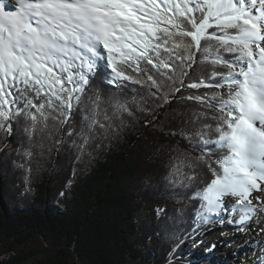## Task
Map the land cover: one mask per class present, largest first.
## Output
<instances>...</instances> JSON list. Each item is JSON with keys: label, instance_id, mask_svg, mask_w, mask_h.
<instances>
[{"label": "snow or ice", "instance_id": "6c2138e0", "mask_svg": "<svg viewBox=\"0 0 264 264\" xmlns=\"http://www.w3.org/2000/svg\"><path fill=\"white\" fill-rule=\"evenodd\" d=\"M17 5L13 10L0 0V130L11 134L13 123L23 118L29 140L35 146L39 136L42 146L80 111L81 153L92 140L107 138L119 127L116 119L122 123L123 113L132 112L126 98L89 95L105 58L110 84H138L166 104L181 87L222 89L181 97L214 109V126L183 133L189 140L200 137L202 147L195 150L201 155L195 159L210 173L191 198L200 201L199 223H214L223 210L239 217L228 219L237 231L248 230L245 225L264 211V195L253 196L264 194V0H17ZM196 63L210 64V76L202 68L198 80L185 84L181 77ZM101 112L108 123L97 119ZM226 197L234 199L230 207Z\"/></svg>", "mask_w": 264, "mask_h": 264}, {"label": "trees", "instance_id": "16d2710c", "mask_svg": "<svg viewBox=\"0 0 264 264\" xmlns=\"http://www.w3.org/2000/svg\"><path fill=\"white\" fill-rule=\"evenodd\" d=\"M211 67L193 64L181 79L198 80L202 68L208 77ZM110 73L101 62L89 95L126 98L132 115L123 113L122 123L115 121L119 127L92 140L87 151L78 147L80 111L42 146L39 136L35 146L29 140L23 118L13 123L11 134L0 130V264H194L190 256L178 258L192 228L201 224L200 201L191 197L210 173L195 159L201 155L195 150L202 147L200 137L189 140L183 133L215 121L214 109L181 97L223 90L178 82L181 91L166 104L138 84H110ZM97 119L108 123L103 112ZM189 161L198 166L189 167ZM193 172L196 179L189 180Z\"/></svg>", "mask_w": 264, "mask_h": 264}, {"label": "rangeland", "instance_id": "374dc122", "mask_svg": "<svg viewBox=\"0 0 264 264\" xmlns=\"http://www.w3.org/2000/svg\"><path fill=\"white\" fill-rule=\"evenodd\" d=\"M103 61L107 62L106 58ZM225 201L230 206L229 197H226ZM221 214L214 218V223L208 225L196 224L192 228L193 230L184 241L182 247L183 254L179 255L178 260H184L183 255H187L193 257L194 264H234L236 259L240 260L241 264H248L246 255L242 250L245 247L250 249L252 257H260L257 258L258 263L264 260L263 243L260 240L264 232L261 233L260 229L254 227L252 240L250 238H244L245 231L241 234L240 231L236 230L237 227L235 226L230 227L224 223H222V227L217 225H220L221 219L228 221L229 218H234L229 216L228 213H224L223 210ZM232 231L235 233L234 239H230ZM256 242H259V247ZM225 253L227 255H224Z\"/></svg>", "mask_w": 264, "mask_h": 264}, {"label": "bare ground", "instance_id": "6f19581e", "mask_svg": "<svg viewBox=\"0 0 264 264\" xmlns=\"http://www.w3.org/2000/svg\"><path fill=\"white\" fill-rule=\"evenodd\" d=\"M5 3L7 4V5H10V6H12V4H14L15 6H17V4H15L14 2H13V0H5ZM257 195H264V194H262V193H258V192H254L253 193V196H257ZM229 200H230V206L231 205H233L234 204V199L233 198H231V197H229ZM229 206V207H230ZM220 215H222V214H220ZM219 215V216H220ZM228 215L229 216H231L230 215V213H228ZM232 217H234L233 218V220H238V216H232ZM259 220V221H261L260 223H257L256 222V220ZM222 223H224V224H226V225H229L230 227L231 226H235V227H237V225H235V224H232V223H229L228 221H223ZM222 223H220V225L219 224H217L219 227H222L221 225H222ZM245 227H247L248 228V230L247 231H245V237L244 238H250L251 240H252V231H253V229H254V227H256V228H258V229H261V228H264V211H260V212H258L257 213V216L255 217V218H253V221H252V223H251V225L250 226H248V225H245ZM241 232V234H243V231H240ZM261 233H263V232H261ZM233 234V235H232ZM234 235H235V233H234V231H232V233H231V237H230V239H234ZM254 239V238H253ZM260 240H261V242L263 243V251H264V234L262 235V237H260ZM254 242V241H253ZM241 245V244H240ZM239 245V246H240ZM239 246H238V248H239ZM230 247V246H229ZM243 250V252L245 253V255H246V258H247V260H248V264H259L258 262H257V258H260V257H258V256H253L252 257V255H251V253H250V249H248L247 247H245V248H243L242 249ZM224 255H227L226 253L224 254ZM233 255V254H232ZM218 264V263H217ZM219 264H222V263H219ZM234 264H241V262H240V260H238V259H236L235 261H234Z\"/></svg>", "mask_w": 264, "mask_h": 264}]
</instances>
